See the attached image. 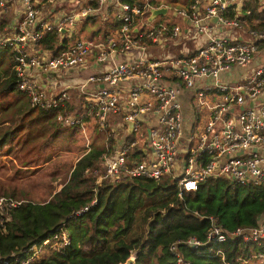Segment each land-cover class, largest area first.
<instances>
[{
    "label": "built area",
    "instance_id": "built-area-1",
    "mask_svg": "<svg viewBox=\"0 0 264 264\" xmlns=\"http://www.w3.org/2000/svg\"><path fill=\"white\" fill-rule=\"evenodd\" d=\"M112 1L121 22L105 40H96L76 35L74 26L80 18L93 21L109 0H0V23L9 21L15 29L0 32V50L9 47L13 53L18 88L33 106L54 109L61 122L79 125L88 148L90 125L97 123L106 136L107 150L98 165L86 171L97 174L98 181L123 175L156 179L169 175L180 193L214 177L237 184L264 183V59L251 75L241 70L244 63L257 58L264 30H246L238 19L226 17L224 12L233 0H209L203 14L196 8L200 0H193L185 8H172V13L190 18L202 41L190 53L169 50L153 56L151 45H165L167 37H181L188 28L181 21L148 19L153 7L166 4ZM63 4L68 7L61 10ZM10 10L6 19L3 14ZM230 27L250 37L223 35ZM50 30L62 37L56 50L40 44ZM77 67L91 68L81 82L74 75L58 79L55 74L59 68L72 73ZM74 85L83 107L68 111L67 103L73 98L69 89ZM111 114L121 115L124 124L112 122ZM0 198V204L7 201ZM209 218L212 229L207 241L196 237L184 241L191 250L228 237L264 243V213L257 225L233 231L216 217ZM64 229L60 227L59 234L55 236V231L21 254L0 257V264H31L46 256L54 239H60L61 247L70 244L71 234ZM171 249L176 264H192L177 243ZM235 264H243L241 258Z\"/></svg>",
    "mask_w": 264,
    "mask_h": 264
},
{
    "label": "trees",
    "instance_id": "trees-1",
    "mask_svg": "<svg viewBox=\"0 0 264 264\" xmlns=\"http://www.w3.org/2000/svg\"><path fill=\"white\" fill-rule=\"evenodd\" d=\"M123 1L134 4L142 0ZM224 14L238 19L246 30H264V7L259 0H245L240 13L237 5L230 3ZM100 15L93 21H83L81 33L105 40L121 22L115 15L107 20ZM8 23L2 21L0 31ZM61 39L57 30H50L40 44L56 50ZM13 64L10 48L1 49L0 166L6 168L2 162L6 154L12 162L16 159L26 165L24 169H32L40 159L53 158L52 154L45 155L48 148L72 144L81 130L77 124L58 120L54 109L33 106L18 88ZM67 105L68 111L83 107L82 100L79 103L73 98ZM95 125L90 148L83 146L76 160L55 163V158L52 162L49 175L40 181L45 189L40 199L18 191L12 179L8 183L0 180V197L7 198L0 204L1 258L21 254L60 227L71 233L70 244L51 248L45 257L31 264H118L134 253L132 264H176L171 249L174 243L192 264H235L239 258L243 264H254V260L264 258V243L248 242L241 236L223 242L208 241L196 250L184 242L190 237L207 241L211 215L228 231L257 225L264 213V183L237 184L226 177H214L180 193L169 175L159 179L123 175L118 180L98 181L97 174L86 171L96 167L107 150L99 125ZM19 171L16 169L17 174ZM54 181L61 185L56 187ZM13 201L17 203L11 204ZM85 206L88 209L82 210ZM78 210L81 212L76 213Z\"/></svg>",
    "mask_w": 264,
    "mask_h": 264
},
{
    "label": "rangeland",
    "instance_id": "rangeland-1",
    "mask_svg": "<svg viewBox=\"0 0 264 264\" xmlns=\"http://www.w3.org/2000/svg\"><path fill=\"white\" fill-rule=\"evenodd\" d=\"M143 1H145V0H143ZM152 2L155 3L154 0H152ZM110 6L111 5H109L108 7H110ZM101 10H103V8L100 9V11ZM11 13L12 12L10 10L7 14L5 13L3 15L6 17V19H9ZM104 14L105 13L103 12L102 15H104ZM165 17L166 18L164 19V22H168V23H170L174 19H178L180 21L182 20L181 15H174L172 13V8H170V12ZM83 21H85V20H83ZM14 30L15 29L12 26H7V27H5V29H3L0 32L9 33V32H13ZM78 34H80V32H78ZM82 34H84V33H82ZM194 35H198V36L200 35V33L198 32V30L196 28L194 29ZM185 36H186V32L181 37H167L166 43H168V44L177 43L181 40L182 37H185ZM151 46H153V45H151ZM179 52L187 53V52H183L182 50ZM190 52L191 51H189L188 53H190ZM260 52H264V47H260L259 51L256 52L255 55L257 58L264 56V54L261 55ZM263 59H264V57H263ZM256 67H257L256 59H251L248 62L243 64V66L241 67V70H242V72H245L246 75L248 76L254 72ZM90 73H91V70H89V72L87 74H86V71L75 72V76H77L76 77L77 82H81L82 78L89 75ZM55 74H56L58 79L72 75L71 73H68L66 70H64L62 68H59L55 72ZM73 87H75L77 89V91L79 92L78 88L75 85ZM73 87H71L69 90L73 91V89H74ZM113 117H114V115L111 114L110 118H113ZM113 122L122 125V124H124V119L121 115H118L117 121H113ZM95 126L96 125H90L89 131H91V134L96 129L97 126L96 127ZM81 134L82 133L79 134L78 138L72 144L67 145L66 147L64 145H62V146L59 145V146H56L55 148L54 147L48 148L45 152V155L52 154V155H54L53 158L52 159H40L39 164L31 166L32 169H24V168H26V165H24L23 163H21L19 160H16V159H13V162H12L7 157L6 154H3L2 155V162L6 163L7 166H6V168H2L0 166V180L8 183L9 179H12V181L14 182L13 185L18 186V191L24 190L25 192L31 194L34 198L40 199L41 196L44 195V190H45L44 185L40 182L41 178L46 176V175H49V170L51 169V165H53L52 162L54 163L55 158H56L55 163L56 162L64 163L67 161L76 160L77 157L79 156V154L83 150L82 147L86 146L85 149L88 148V145H87L88 142L86 141V139L83 138V136ZM93 135H94V133H93ZM80 137L83 139H80ZM103 138L105 139V142H106V136L105 135H103ZM110 140L113 141L114 138H112ZM98 143H101V140L98 141ZM90 145H91V141L89 142V146ZM59 147H62V148H59ZM16 169L20 170L19 174L16 173ZM6 179H8V180H6ZM44 181H49V178H45ZM54 185H56V187H59L61 184L58 183V181H54ZM1 201L2 200L0 198V203H1ZM63 231L69 232L66 229H64ZM59 233H60V231L56 230L54 235L56 236ZM49 244H50V246L46 250L47 252H49L51 248H56V249L61 248L60 239L57 241H56V239H54ZM261 255H262V253H261ZM132 256H135V253ZM253 263L254 264H264V258L256 259V260H254Z\"/></svg>",
    "mask_w": 264,
    "mask_h": 264
},
{
    "label": "crops",
    "instance_id": "crops-1",
    "mask_svg": "<svg viewBox=\"0 0 264 264\" xmlns=\"http://www.w3.org/2000/svg\"><path fill=\"white\" fill-rule=\"evenodd\" d=\"M192 1L193 0H154L155 3L166 4L170 8L179 7L177 9H181V8L187 7V4H189ZM208 1L209 0H200V4L196 7L197 9H199L201 14H203L205 12L206 5H207ZM244 1L245 0H233V3H235L237 5V12L238 13L241 12L243 4H244ZM109 3L111 5L110 7H108ZM109 3L107 5H105V7L103 8L105 14L104 15H100V16H102L103 20L110 19L111 16L114 14V10L115 9H114L113 5L111 4V3H113V1L109 0ZM259 3L262 5V7H264V0H259ZM166 5H164V7H167ZM67 7L68 6L66 4H63L61 6V10L66 9ZM112 11H113V13H112ZM98 13L101 14V11L99 10ZM164 14H165V16L167 15V13H163V15ZM151 15H152V12H150V14L148 16V19H153V21L164 20L166 18V17L162 16V13H157L156 15H154V17H152ZM181 19H182L181 23L184 25V29L188 28V32H186V36L182 37L179 42L174 43V44H168V43H165V45H161V44L154 45L153 44V46L149 47L151 55H153V56H157L158 55L159 56L160 54H162V53H164L166 51H169V49L172 50V51H175V52H179V51L182 50L183 52H187V53L189 51L195 50L196 46L202 41V37H200L198 35H194V29L195 28H194V24L191 22L192 20L190 18H186V17L182 18L181 17ZM83 20H85V19L80 18V20H78L76 22L75 26H74V31H75L76 35H78V32H80V35L82 34L81 33V29L83 27V24H82ZM139 21H143V18L140 19ZM174 21H180V20L174 19ZM213 24H216L214 26L217 29L221 28V25L217 24V21L213 22ZM243 28H245V27L243 26ZM184 34H185V32L182 34V36ZM222 34L225 35V36H230V37H234V36H239L240 38H249L250 37L248 32L239 33V31L235 27L228 28V30L225 31L224 33L222 32ZM260 53H261V55L264 54V52H260ZM263 57L264 56H262L260 58H255L256 59V64L259 63L260 61H262ZM89 70H91V68H88V67H77V68H75L73 70V72L71 74L75 76V72H78V71H81V72L86 71V74H87L89 72ZM237 72H238V75L242 76L241 73H240V69ZM83 79L84 78H82V80ZM73 88H74L73 91H70V93L73 96V100H75L76 102L80 103L81 100H82V96L80 95L81 97L77 98L76 96L79 95L80 93L77 91V89L75 87H73ZM187 97H188L187 94L183 95V99H186ZM111 120L113 122V121L117 120V117L114 116L113 118H111Z\"/></svg>",
    "mask_w": 264,
    "mask_h": 264
},
{
    "label": "water",
    "instance_id": "water-1",
    "mask_svg": "<svg viewBox=\"0 0 264 264\" xmlns=\"http://www.w3.org/2000/svg\"><path fill=\"white\" fill-rule=\"evenodd\" d=\"M152 11V17L156 15L157 13H166L167 7H154L151 9ZM130 125L132 126V123L130 122ZM135 262V256H130L125 262H120L118 264H132Z\"/></svg>",
    "mask_w": 264,
    "mask_h": 264
},
{
    "label": "clouds",
    "instance_id": "clouds-1",
    "mask_svg": "<svg viewBox=\"0 0 264 264\" xmlns=\"http://www.w3.org/2000/svg\"><path fill=\"white\" fill-rule=\"evenodd\" d=\"M156 4V3H155ZM152 11V10H151ZM112 13H113V11H112ZM114 15V14H113ZM141 19V18H140Z\"/></svg>",
    "mask_w": 264,
    "mask_h": 264
}]
</instances>
